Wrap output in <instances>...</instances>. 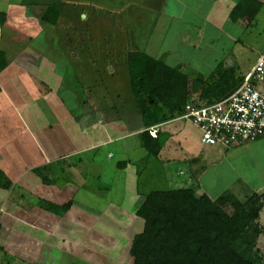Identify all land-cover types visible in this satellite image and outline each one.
<instances>
[{"label":"crops","instance_id":"0c3cea01","mask_svg":"<svg viewBox=\"0 0 264 264\" xmlns=\"http://www.w3.org/2000/svg\"><path fill=\"white\" fill-rule=\"evenodd\" d=\"M30 1L28 0V4H26L27 0H13V2L1 5L0 0V170L4 180L9 183L8 189L0 188V264H50L44 260L42 254L39 255V258L36 255V243H40L42 247L51 244L37 238L33 233L36 228L48 236L55 237L58 245L55 248H59L65 243H73L72 245L75 247L74 236L76 233L79 232L83 236L86 231L98 229V225L101 224L99 219L102 217V211L98 210V212L92 213L90 210H83L75 206L79 204L77 203V193L89 191L88 178L97 180V183H103L102 162L106 158H112L114 154L109 151L105 156L102 149L118 144L116 153L120 160L117 161L116 168L122 171L124 176L133 167L132 163L148 159L149 156L142 145L140 134L145 129L148 130L155 126L153 124L132 127L123 117L120 119H116V115L111 117L112 108L110 111L105 110L99 100L97 101L96 95L99 92L97 89L99 90L103 86L105 88V84L97 86L87 77L90 78V75L95 77L97 74L98 79H102L104 69L107 72V68H109V77L112 80L117 79L115 67L118 65L116 61H110L111 63L109 61H80L79 50L81 47L73 46L72 53L66 50L71 57L69 64L57 68L56 61H60V54L57 53L55 60L54 56H50V53L56 51L51 50L54 38H50L49 32L60 34L64 42L72 40L68 37L69 35L65 36L64 29L70 27L72 23L75 24L79 7L73 8L74 12H72L71 8L68 9L72 6H67V11L62 10L67 14L63 16V12H61L54 25H49L41 20V15L46 7L52 3L65 2L75 6H77L76 4L84 6L92 4L96 14L99 15L104 11V13H108L105 15L108 19H113L111 32L114 31L112 26L116 27L117 25L114 20H120L122 15L125 25L129 27V32L127 30L126 32L130 34L131 31H134L137 21L142 22L143 20L144 22L145 18L147 19L149 16V13L147 15L136 13L133 3L137 0H41V3L38 4L49 3L44 10L40 9L38 14L29 10L33 6ZM142 1L148 2L153 7L156 5V0H140V2ZM167 1L169 0L161 1L160 12L153 20L146 39L142 43V51L139 52L147 53L156 61H162L166 68L173 70L193 66L191 61H200L203 65L210 66L212 71L218 64H224L225 61L229 63L224 67L234 65L231 62L234 60L233 56L236 57L233 50L240 43L239 40L231 39L233 36L229 28L225 30L224 26L227 22L236 24L242 21L233 22L230 19V13L235 6L234 2L240 0H173L178 1L182 7L181 12L175 15L166 13ZM258 1L262 3V7L256 18L264 10L263 0ZM25 4L28 7L24 10L22 5ZM12 5L19 6L17 11H10ZM36 7L38 8V5ZM218 14L219 18L223 17L220 22L216 17L213 18V15ZM80 15H85V20H87L86 14ZM66 17L69 21L67 19L64 26ZM79 19L81 18L79 17ZM97 22L95 20V28L100 27L98 29L99 36L94 35V37L101 45L104 39L102 35L107 32V28L106 24ZM243 23L245 25L241 26L244 28L250 27L246 19H243ZM89 24L92 22L89 21ZM77 27L79 28L78 25ZM90 28L94 29V25H90L89 30ZM46 31L47 37L45 36L44 41L48 56L41 57L40 51L43 43L37 40L46 34ZM89 33L92 32L89 31ZM207 33L211 35L208 39H206ZM112 34L115 35L113 32ZM129 34H127L125 44L124 41L122 42V47L128 49L134 48L132 46L138 40L131 38ZM60 36L57 39L62 40ZM35 41H37V45L33 47ZM84 42V38H82L81 43ZM114 47L116 46H112V48ZM33 53L37 55L36 59L33 58ZM195 80L197 81V79ZM106 91H108L107 87ZM146 107L150 109V107ZM79 108L81 109L78 110ZM87 110L88 112H86ZM142 110H140L141 113ZM86 114L89 115L87 116L88 120L87 117H84ZM141 116L143 117L142 114ZM177 120L180 119L158 124L157 131L162 124ZM169 137L168 135L166 140H169ZM169 145L165 149L168 153L173 150L171 146H175ZM190 147L191 145L185 150H192ZM176 148L178 151L181 147L177 146ZM236 150L225 154L228 157L232 156V159L240 158L245 154L244 148ZM212 153L208 150L200 152L195 149L194 154L197 158L191 160L208 166L206 168L201 166V170L205 169L202 170L200 174L202 176L197 184L189 183L194 187L197 186L198 196L203 194L208 196L209 184L203 186L201 179L208 175L211 168L214 170L211 180L214 181L223 178L222 175L226 171H222L218 165L214 166L213 163L217 157L213 158V163L209 161ZM170 159L172 158L166 159V161ZM153 175L151 174L150 177L152 178ZM136 182L139 186V182ZM103 184L108 185V183ZM211 185L213 184L211 183ZM104 188L106 190L104 193L111 191L108 186ZM140 188L138 187L136 194H133L134 197H137V201H140V196L137 193ZM257 190L264 193L263 187ZM90 192L94 197L98 193H102L100 187L96 188L95 184L94 190H90ZM97 201L100 203L97 199L93 202ZM66 204H70L66 213L63 215L54 213V206L61 207ZM84 204L89 206V202H84ZM122 213L123 216L124 214L129 215L123 210ZM128 217L126 222L129 221V225H135L138 217L132 214ZM101 220L106 221V218L102 217ZM113 220L116 222L117 219ZM113 220L111 221L113 222ZM58 226L60 229L56 232L55 227ZM142 228L143 224L136 233L126 236L128 240H125V246L129 244L127 241L131 242L133 237L142 231ZM96 233L102 234L101 230ZM107 233L109 234V232ZM31 240H33V250L29 252L27 243ZM102 240L103 238L100 239V241ZM109 241L105 247L106 250L110 248L111 244L114 245V240ZM120 242L122 243L123 240L121 239ZM7 245L10 246L9 252L5 250ZM98 264H103V262L99 260Z\"/></svg>","mask_w":264,"mask_h":264},{"label":"rangeland","instance_id":"374dc122","mask_svg":"<svg viewBox=\"0 0 264 264\" xmlns=\"http://www.w3.org/2000/svg\"><path fill=\"white\" fill-rule=\"evenodd\" d=\"M161 1L162 0H156L155 7H153V5H149L148 2H140V0L135 1V3L133 4H135L136 13H143L145 15L149 13V16H147L148 18H145L144 22L143 20L142 22L137 21V24L135 23V29H133V32L135 33L131 31L129 34L126 32V30L129 32V27L125 25V19L122 18L121 15L120 20H114L117 22L116 27L114 25L112 26V30H114L112 32L115 35H113L110 31L113 19H108L105 16L108 13H104L103 11L101 13L98 12L100 13L99 15L96 14L92 4H88L86 6H84L83 4H76L77 6H75L68 5L65 2H61L59 4H63L65 6L63 8L65 11H67V6H72L68 7V9L71 8V11L74 10L73 8L76 7L77 9L79 7V11H77L76 14L77 19L75 20V24L72 23V25L70 24V27H65L64 29L66 33L65 36L69 35L68 37L70 39L72 38V40H66L64 42L60 34L57 35V33L52 34L51 31L49 32L50 38H54V42L52 44L53 48H51V50L56 51H51L53 53H50V56H54L55 60V58H57V53L60 54V61H56L57 68H62V66H67L69 64L68 62L71 61V57L68 55V51L72 53L73 46L81 47V49L79 50L81 58L80 61H116V64L120 65V67L117 66V79L115 80H112L109 77V68H107V72L106 69H104L103 75L101 76L103 77L102 79H98L97 74L95 75V77L93 75H90V78L87 77V79H90L91 82H93V84H96L97 86L102 85V83L105 84V88L103 86L102 88H99V90L97 89V92L99 91L96 95L97 101L99 100L100 104H102V107L105 110L110 111L112 108V113H110L111 117L115 115L116 119H120L121 117H123L127 119L128 123L131 124L132 127H143L146 124V122H143V118L141 116L142 113L140 110L142 108L141 105H145L146 107L145 103L148 97V90H144L147 85L145 84L146 81H143V85L145 84L146 86H142V91L139 90V95H134L130 86L131 81L129 79L128 66H125L123 63L127 61V52L142 51V43L146 39V34L150 30L152 22L156 18L157 13L160 12ZM10 2H13V0H1V5L5 3L8 4ZM30 2L31 4H33V6H31L29 10H31L32 12L35 11L37 12V14L39 11H41L40 9L44 10V8L49 3L43 2L42 4H38L41 3V0H31ZM240 2L241 0L234 2V4L237 5ZM26 4H28V0ZM26 4L22 5L24 10L28 7V5ZM34 5H38V8ZM18 7L19 6L12 5L10 11H17ZM165 10L167 11L166 13L175 15L181 12L182 7L180 6L178 1L169 0L167 1ZM62 12L63 16L64 14H67L64 13V11ZM80 14H86L87 20H85V15ZM220 15L223 14L220 13ZM220 15H213V18L216 17V19L220 22L223 18L222 16L219 18L218 16ZM79 17L81 19H79ZM67 19L68 17L64 19V26ZM95 20L99 23L101 22L103 24H106L107 28V32L103 33L102 35L104 36V39L101 45L97 43L96 38L94 37V35L99 36L98 29L100 28L98 26L97 28H95ZM67 21H69V19ZM89 21H91L92 24H89ZM165 21L167 22L168 18ZM77 25L79 26V28L77 27ZM90 25H94V29L90 28L89 30ZM241 25H245V23H243V20L239 21L236 24L227 22L224 28L225 30L229 28L230 33L233 36V38L231 39L237 41L239 40L238 42L240 43L237 44L236 48L233 50L236 57L233 56L234 60L231 62H233L235 66L233 65L230 67H235L236 70L239 71V75L242 74L244 76L250 71L251 67L256 62V59L264 50V10L259 13L258 18H256L255 21L248 24L250 25V27H248L247 29ZM89 31H91L92 33H89ZM45 33L46 34H43L40 39L37 40L43 43L40 51L41 57L48 56V53H46V42L44 41L45 36L47 37V31ZM126 33L129 34L131 38L138 39V44L134 43V45L132 46L134 48L128 49L126 47H122V42L124 41L123 43L125 44L126 38L128 37ZM59 36L62 38V40L57 39V37ZM210 36L211 35L207 33L206 39H208ZM111 37H113V39H111ZM82 38H84L85 41V44L83 43L84 45L81 43ZM37 41L34 42L35 44H33V47L37 45ZM118 45L121 46L119 47ZM112 46L116 47L112 48ZM241 48H243V51L241 50ZM58 49H60V51H58ZM33 56V58L36 59L37 55L35 53H33ZM40 56L38 55V57ZM191 62L193 66L190 65L181 67V69H179L180 71L178 72L188 78L187 94L190 97L203 102L199 99L198 95V93H200L201 91L200 82L196 81L195 79H207L212 70L210 66L203 65L200 61ZM228 63V61H225L223 65L225 66ZM91 86L94 87L93 85ZM106 87L108 88V91H106ZM113 104L115 107L113 106ZM39 107L42 106L39 105ZM81 108H79L78 110H80ZM86 112H88V110ZM87 116L89 115L86 114L84 117ZM159 129L162 135H164L163 140L165 139V141H167L168 139L166 140V136H170V139L166 142V144H164L165 146L163 147L165 148L162 149L163 151L161 152V154H159V157H150L146 160L138 161L135 164L132 163L133 167L130 168L127 175L124 176L122 171L116 168V163L120 160V157L116 153L118 144H113L112 146L102 149V151L105 152V156L109 151L114 154L112 158H106L105 161L102 162L101 177L104 176L102 182L108 183V185L99 182L97 183V180L88 178L87 182L89 184V191H79L77 193V203L79 204L75 206L83 210H90L92 213L98 212V210L102 211V217L106 218V221H102V217L99 219V223L101 224L98 225V229L101 230L102 234L96 233L99 232L98 229L86 231V234H83V236H81V234L78 232L74 236V244H76L75 247H73V243H65L62 244L59 248H55L58 247L55 237L53 235L48 236L40 230L38 231L36 228V231H34L33 233H35L37 238L41 239V241L44 240L46 243H51L46 244L44 247H42L40 243H36L37 250L35 252L38 258L39 255L42 254L44 260L50 264H98L99 260H101L103 264H130L131 259L129 258V248L134 237L131 242L127 241V243H129V246L127 245V247L125 246V240H128V237L126 238V236L128 234L131 235L133 233H136L143 224V221L138 218L135 225H129V221L126 222V220L129 219V215H135L137 207L144 200V198L140 196V201H137V197L133 196V194H136V190L138 189V183L136 181L139 182V188L140 186H143L142 190L153 186L160 189L162 187L173 189L177 186L181 187L182 185H188L189 183L197 184V181H200V176H202L200 175L202 173V170H204L208 166L204 163L198 164L197 161H191L197 158V156L194 154L195 149L200 152H203L204 150H208V152L210 153L213 152L212 157L209 161L213 163V158L215 159L217 157L218 160L215 159L213 163L214 166L216 167V165H218L219 167H221L222 171L226 170L223 175L221 174L223 178H220L219 181H214L213 179L211 180L212 173L214 172L213 168H211L210 171L208 170V175L204 178L202 177L203 179H201L203 186L209 184L208 186L210 188L207 194L212 200H216L217 198L225 194H232L236 196V199L238 201L243 203L247 201V199L253 193H260V191L257 189H259L260 187L264 188L263 140H257L256 142L250 143L240 148L229 149L228 152H226L225 150L222 152V150H220L219 153V150H215V148L213 147L200 146L198 130L185 119H180L168 124H162ZM169 144L175 146H171L173 150H170L168 153L165 149L170 146ZM189 145H191L190 148L192 150L186 151L185 149L188 148ZM177 146L178 148L179 146L181 147L178 151L176 148ZM241 148H244L245 154L240 158L232 159V156L228 157V155L225 154H229L236 149L240 150ZM214 151L215 155L213 156ZM236 151L234 152L236 153ZM169 158L172 159L166 161V159ZM208 165L210 167V164ZM201 166H205V168L201 170ZM149 174L154 175L151 179L147 180ZM148 181L150 182L148 183ZM211 183L213 185H211ZM94 184L96 185V188L100 187V191L102 192L101 194L98 193L96 197H94L92 195L93 193L90 192V190H94ZM104 185L108 186L109 190L111 191H107V193H104L106 191ZM95 199L99 200L100 203L98 201L94 203L93 201ZM84 202H89V206L87 204H84ZM122 210L127 212L129 215L126 216L124 214L123 216ZM114 218L117 219L116 222L113 220ZM111 220H113V222ZM258 226L262 229V231L257 239L256 249L262 255H264V215H259ZM59 229V226L55 227L56 232ZM107 232H109V234ZM98 236H101L103 240L100 241V239L102 238ZM121 239L123 240L122 243L120 242ZM107 240H114V245L111 244L112 246L110 245V248L106 250L105 247L107 246ZM27 246V250H30L29 252H31L33 250V240L27 243ZM50 246L53 248L51 249ZM9 248L10 246L7 245L5 250L8 251Z\"/></svg>","mask_w":264,"mask_h":264},{"label":"trees","instance_id":"16d2710c","mask_svg":"<svg viewBox=\"0 0 264 264\" xmlns=\"http://www.w3.org/2000/svg\"><path fill=\"white\" fill-rule=\"evenodd\" d=\"M64 7L59 3L50 4L41 20L54 25ZM261 7L258 0H241L233 7L230 19L233 22L246 19L251 23ZM123 64L128 66L134 95H139L142 86L147 85L145 104L150 109L141 105L145 126L178 119L188 102L197 106L215 104L236 90L243 80L235 67L218 64L207 79H197L201 85L198 95L203 102H200L187 94L188 78L179 69L166 68L162 61L145 52H129ZM163 136L160 129L155 138L148 130L140 134L149 158L159 157L165 141ZM213 148L222 152L229 150ZM142 187L137 192L144 200L135 215L143 221V228L130 245V264H264V255L256 249L262 231L258 219L264 215V193L255 192L241 203L232 194L216 200L205 194L198 196L196 186L189 184L173 189L153 186L142 190ZM0 188H9L1 170ZM69 207L70 204L54 206V213L63 215Z\"/></svg>","mask_w":264,"mask_h":264},{"label":"built area","instance_id":"2783aa9c","mask_svg":"<svg viewBox=\"0 0 264 264\" xmlns=\"http://www.w3.org/2000/svg\"><path fill=\"white\" fill-rule=\"evenodd\" d=\"M178 119L198 130L202 146L232 149L264 141V51L230 95L208 106L188 102ZM148 131L155 138L157 125Z\"/></svg>","mask_w":264,"mask_h":264}]
</instances>
